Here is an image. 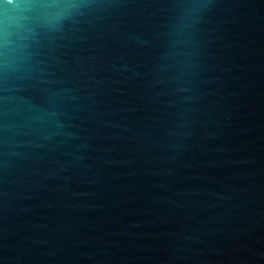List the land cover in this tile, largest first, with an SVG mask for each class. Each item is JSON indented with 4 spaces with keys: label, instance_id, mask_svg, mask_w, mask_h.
<instances>
[{
    "label": "water",
    "instance_id": "obj_1",
    "mask_svg": "<svg viewBox=\"0 0 264 264\" xmlns=\"http://www.w3.org/2000/svg\"><path fill=\"white\" fill-rule=\"evenodd\" d=\"M0 264H264V0H0Z\"/></svg>",
    "mask_w": 264,
    "mask_h": 264
}]
</instances>
